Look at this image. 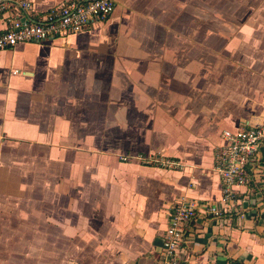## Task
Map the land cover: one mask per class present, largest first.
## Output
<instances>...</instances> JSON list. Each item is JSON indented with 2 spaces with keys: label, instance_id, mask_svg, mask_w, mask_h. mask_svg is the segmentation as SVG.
Instances as JSON below:
<instances>
[{
  "label": "crops",
  "instance_id": "1",
  "mask_svg": "<svg viewBox=\"0 0 264 264\" xmlns=\"http://www.w3.org/2000/svg\"><path fill=\"white\" fill-rule=\"evenodd\" d=\"M263 121L264 0H115L0 49V264H161L170 207L219 203L222 130ZM138 154L183 166L121 158ZM253 174L259 208L193 218L183 264H264V145Z\"/></svg>",
  "mask_w": 264,
  "mask_h": 264
},
{
  "label": "built area",
  "instance_id": "2",
  "mask_svg": "<svg viewBox=\"0 0 264 264\" xmlns=\"http://www.w3.org/2000/svg\"><path fill=\"white\" fill-rule=\"evenodd\" d=\"M114 8L115 0H67L60 6L44 11L37 18H32L28 16V0H0V18L3 19L0 49L77 33L89 25L106 20ZM221 137L223 143L215 150L213 164L222 183L219 203L183 197L170 207L162 241L161 264H183L187 239L185 233L193 218L201 216L221 221L230 211L241 207V204L259 208L261 190L253 184V168L257 163L259 149L264 145V121L236 129H223ZM121 158L163 168L177 169L183 166L177 159L160 158L154 154L124 155ZM237 214L242 216L244 211H238Z\"/></svg>",
  "mask_w": 264,
  "mask_h": 264
},
{
  "label": "rangeland",
  "instance_id": "3",
  "mask_svg": "<svg viewBox=\"0 0 264 264\" xmlns=\"http://www.w3.org/2000/svg\"><path fill=\"white\" fill-rule=\"evenodd\" d=\"M148 155H151V154H148ZM155 155V154H154ZM166 157V156H165ZM165 157H163V158H165ZM178 161H180L179 159H177ZM138 161V160H137ZM181 162V161H180ZM141 163V162H140ZM182 163V162H181ZM183 165V164H182ZM182 167V166H181ZM165 169H169V170H176V169H173V168H165ZM177 169H180V168H177ZM252 198H254V195H253V197ZM231 214V213H230ZM223 218H225L227 221H228V219L230 218V216H224Z\"/></svg>",
  "mask_w": 264,
  "mask_h": 264
},
{
  "label": "trees",
  "instance_id": "4",
  "mask_svg": "<svg viewBox=\"0 0 264 264\" xmlns=\"http://www.w3.org/2000/svg\"><path fill=\"white\" fill-rule=\"evenodd\" d=\"M231 263H233V261H232ZM233 264H242V263H240V262L236 263V262L234 261V263H233Z\"/></svg>",
  "mask_w": 264,
  "mask_h": 264
}]
</instances>
